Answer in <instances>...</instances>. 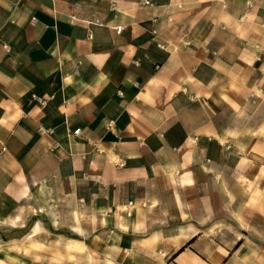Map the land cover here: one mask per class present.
Here are the masks:
<instances>
[{
    "label": "crops",
    "instance_id": "1",
    "mask_svg": "<svg viewBox=\"0 0 264 264\" xmlns=\"http://www.w3.org/2000/svg\"><path fill=\"white\" fill-rule=\"evenodd\" d=\"M20 232L1 264H264V0H0Z\"/></svg>",
    "mask_w": 264,
    "mask_h": 264
},
{
    "label": "rangeland",
    "instance_id": "2",
    "mask_svg": "<svg viewBox=\"0 0 264 264\" xmlns=\"http://www.w3.org/2000/svg\"><path fill=\"white\" fill-rule=\"evenodd\" d=\"M24 220H21V222L19 223V224H22V222H23ZM29 226H30V224H29ZM2 233H0V235H1ZM3 237V238H2ZM24 238V241L22 240L21 242L22 243H24V244H30V237L28 236V234L27 233H24V234H22V235H19V236H11V235H9V236H7V237H4V235L2 236H0V248H2V246H3V248H7V247H5V246H8L7 244H5L4 242H11V241H13L14 243H17L16 241H14V240H16V239H23ZM2 239H4L3 241H2ZM9 247V246H8ZM9 248H11V249H14V248H12V247H9ZM1 264V263H0Z\"/></svg>",
    "mask_w": 264,
    "mask_h": 264
},
{
    "label": "built area",
    "instance_id": "3",
    "mask_svg": "<svg viewBox=\"0 0 264 264\" xmlns=\"http://www.w3.org/2000/svg\"><path fill=\"white\" fill-rule=\"evenodd\" d=\"M36 21V18L35 17H33L32 18V23H34ZM122 30V27H119L118 28V32L119 31H121ZM79 72V68L77 67L76 69H75V73H78ZM44 103V102H43ZM75 134H79L80 133V130H76L75 132H74Z\"/></svg>",
    "mask_w": 264,
    "mask_h": 264
},
{
    "label": "water",
    "instance_id": "4",
    "mask_svg": "<svg viewBox=\"0 0 264 264\" xmlns=\"http://www.w3.org/2000/svg\"><path fill=\"white\" fill-rule=\"evenodd\" d=\"M30 227V226H29ZM22 234H24V233H22V232H20V233H14V235L13 236H19V235H22ZM12 236V235H11Z\"/></svg>",
    "mask_w": 264,
    "mask_h": 264
},
{
    "label": "bare ground",
    "instance_id": "5",
    "mask_svg": "<svg viewBox=\"0 0 264 264\" xmlns=\"http://www.w3.org/2000/svg\"><path fill=\"white\" fill-rule=\"evenodd\" d=\"M15 220H17L18 222L21 221L20 217H17ZM14 223H16V221Z\"/></svg>",
    "mask_w": 264,
    "mask_h": 264
}]
</instances>
